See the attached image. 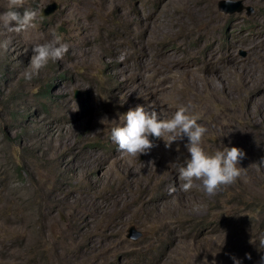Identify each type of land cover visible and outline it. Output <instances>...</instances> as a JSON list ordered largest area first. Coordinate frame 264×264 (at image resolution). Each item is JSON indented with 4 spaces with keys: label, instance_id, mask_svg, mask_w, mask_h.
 Returning <instances> with one entry per match:
<instances>
[{
    "label": "rangeland",
    "instance_id": "374dc122",
    "mask_svg": "<svg viewBox=\"0 0 264 264\" xmlns=\"http://www.w3.org/2000/svg\"><path fill=\"white\" fill-rule=\"evenodd\" d=\"M218 1L25 0L56 8L0 28V264H264V0ZM53 35L69 51L26 80ZM150 104L168 118L191 105L205 150L242 149L245 173L184 193L172 164L190 158L186 137L123 155L111 130Z\"/></svg>",
    "mask_w": 264,
    "mask_h": 264
},
{
    "label": "clouds",
    "instance_id": "9594fccd",
    "mask_svg": "<svg viewBox=\"0 0 264 264\" xmlns=\"http://www.w3.org/2000/svg\"><path fill=\"white\" fill-rule=\"evenodd\" d=\"M231 3L232 0H225ZM25 0H8V10L0 13V28L9 33H22L36 27L37 19L45 17L40 9L24 7ZM8 42L0 47L7 50ZM33 55L29 63V69L25 71L24 78L28 81L38 75L49 61L62 60L69 51V45L63 41L62 36L53 35V38L43 44L32 47ZM191 105L180 106L170 117L157 110L153 105L147 107L138 105L124 114V124L111 130V138L118 145L120 152L128 157L138 158L141 154H147L155 145L149 137L162 139L166 148H171L176 141L187 138L185 145L190 158L181 163L179 158L172 165L178 171L179 190L188 193L194 188L201 187L208 196H214L225 186L234 184L246 171L240 166L246 153L238 147L219 146L214 153L205 150L203 139L208 129L198 123L199 117L192 113ZM257 168L264 165V159ZM199 182V185L197 184ZM177 191V187L171 186L169 194ZM200 205L194 207L199 212ZM264 247V239L260 241ZM251 259V254H245ZM234 264H242V261L231 257ZM264 261V257H262ZM204 264H208L207 260ZM215 264V261H213Z\"/></svg>",
    "mask_w": 264,
    "mask_h": 264
},
{
    "label": "water",
    "instance_id": "95a60500",
    "mask_svg": "<svg viewBox=\"0 0 264 264\" xmlns=\"http://www.w3.org/2000/svg\"><path fill=\"white\" fill-rule=\"evenodd\" d=\"M217 7L221 12L232 13V12L240 11L243 5L241 3V0H232L231 3H226L225 0H219L217 2ZM55 8H56L55 3L50 2V3L45 4L44 7H42L40 10L43 11V15L45 17L48 14L52 13ZM246 10L249 12L251 9L249 7H246ZM75 96H76V93H75ZM127 232H128L127 237L131 239H136L140 235V232L135 230L132 226H130L127 229Z\"/></svg>",
    "mask_w": 264,
    "mask_h": 264
},
{
    "label": "trees",
    "instance_id": "16d2710c",
    "mask_svg": "<svg viewBox=\"0 0 264 264\" xmlns=\"http://www.w3.org/2000/svg\"><path fill=\"white\" fill-rule=\"evenodd\" d=\"M19 169V168H18Z\"/></svg>",
    "mask_w": 264,
    "mask_h": 264
}]
</instances>
